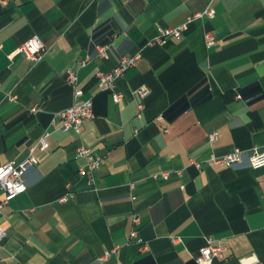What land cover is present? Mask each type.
I'll return each mask as SVG.
<instances>
[{"label": "crops", "instance_id": "1", "mask_svg": "<svg viewBox=\"0 0 264 264\" xmlns=\"http://www.w3.org/2000/svg\"><path fill=\"white\" fill-rule=\"evenodd\" d=\"M208 7L215 17L187 23L181 39L146 45L159 26L179 27ZM207 32L217 39L210 48ZM35 35L47 47L36 64L19 51ZM139 50L137 66L115 82L123 95L115 102L98 74ZM141 87L149 93L140 112ZM90 98L94 116L80 134L59 130L58 114ZM81 145L102 156L90 177L79 173ZM255 146L264 149V0H15L0 8V165L38 159L26 192L0 210V264H196L208 238L227 246L214 264H264V167L210 160ZM161 172L169 179L154 176Z\"/></svg>", "mask_w": 264, "mask_h": 264}, {"label": "built area", "instance_id": "2", "mask_svg": "<svg viewBox=\"0 0 264 264\" xmlns=\"http://www.w3.org/2000/svg\"><path fill=\"white\" fill-rule=\"evenodd\" d=\"M15 0H0V8L7 6L9 2ZM215 9L208 7L203 12L197 13L195 15L189 16L187 22L183 25L171 28V27H158L157 35L148 40L146 45H160L164 46L168 43L171 37L176 39H181L183 36V31L186 29L187 23L201 17H208L210 19L215 17ZM205 43L208 48L214 46L217 43L216 36L213 32H207L205 34ZM19 51L24 54V56L36 64L40 62L46 52L47 47L42 41V39L35 35L29 38L24 44L19 48ZM98 56L101 58L107 57V46H98ZM142 58L141 50L136 51L133 54L123 56L118 65L108 72H101L98 74V84L101 90H112V97L115 102H120L123 98L122 93L115 91V82L121 77L124 72L128 69L137 66L138 62ZM88 58L80 62L81 66H84L88 62ZM66 79L72 84L78 82V76L75 71L69 70L66 73ZM149 91L146 87H141L137 90V95L139 101L137 107L141 112L144 108L142 99L148 95ZM83 95L82 89L77 88L75 91V97L80 98ZM240 98V95L237 96ZM32 112H36L37 108L33 107ZM60 125L58 129L63 132H73L75 134H80L81 125L84 119L91 118L94 116L93 112V100L86 99L75 103L74 105L62 110L59 114ZM47 135V133L45 134ZM217 133H211L209 135L210 143H215L217 141ZM48 146L44 137L40 140L39 147L41 149H46ZM77 156L86 159L87 164L84 168L79 169V173L84 176L90 177L95 171L100 163L102 162V156L96 154L90 147L81 145L77 149ZM210 160L216 164L226 165L228 167H240L246 166L251 169H259L264 167V149L255 146L249 150L234 149L233 151L222 155L216 156L212 155ZM197 166L200 163L193 161ZM38 164V159L31 153L26 159L22 161H8L0 165V190L4 192V198L0 201V210L12 199L16 198L18 195L26 192V174L29 170L34 168ZM170 172L157 173L154 176L160 175L164 180H168L170 177ZM67 197L63 198L65 200ZM5 236V232L0 228V242ZM133 239L137 238L135 232L131 233ZM176 240V239H174ZM227 251V246L221 243L214 244L212 239L208 238L206 245L202 247L195 257L196 264H214L216 260H223L225 258V253ZM110 256V251H106L103 257L100 258L101 261H105Z\"/></svg>", "mask_w": 264, "mask_h": 264}]
</instances>
